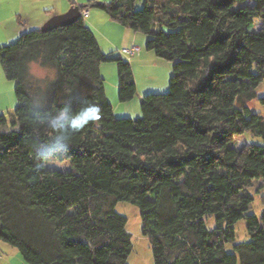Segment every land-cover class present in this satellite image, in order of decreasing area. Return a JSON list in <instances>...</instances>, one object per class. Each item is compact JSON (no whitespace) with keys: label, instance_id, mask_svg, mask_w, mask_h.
Listing matches in <instances>:
<instances>
[{"label":"trees","instance_id":"1","mask_svg":"<svg viewBox=\"0 0 264 264\" xmlns=\"http://www.w3.org/2000/svg\"><path fill=\"white\" fill-rule=\"evenodd\" d=\"M78 8L75 23L0 47L16 99L0 114V241L25 264H127L131 235L115 212L126 202L139 209L153 264H264V212L250 214L251 189L264 205V116L248 106L264 110V0ZM90 8L173 63L168 92L143 97L137 119L113 116L100 65H116L122 103L135 96L134 76L121 56L102 54L81 17ZM32 64L54 77L33 76ZM247 133L263 144L234 146ZM56 162L67 167L46 166ZM239 221L247 242L236 240Z\"/></svg>","mask_w":264,"mask_h":264},{"label":"rangeland","instance_id":"2","mask_svg":"<svg viewBox=\"0 0 264 264\" xmlns=\"http://www.w3.org/2000/svg\"><path fill=\"white\" fill-rule=\"evenodd\" d=\"M52 3L59 4V1L61 2H66L68 3V0H48ZM69 1H74L75 0H69ZM98 2H107L109 0H96ZM143 7L142 2L136 3V10H141ZM30 7H28L25 3H22L19 0H7L5 3L2 4L1 9H0V22L2 23V26L0 27V31L2 34H4L5 37H8L9 40H6V42H0V47L8 46L12 43H14L19 36H17L14 40L12 36H14V31L20 27V19H19V13L22 10H25V13H28ZM69 10V9H68ZM30 13V12H29ZM34 14V10L31 12ZM41 27V26H40ZM34 28V29H40ZM100 32L96 35H98V39L100 40V44L104 45L102 42V35L105 29L103 30L100 28ZM33 30V29H32ZM30 31V30H28ZM105 33V32H104ZM13 34V35H12ZM21 35V34H20ZM141 36L145 41L143 42L142 46L140 47V51L143 52L145 58L141 59L138 61L136 64H131V62H135L132 58L131 60L128 59L127 57H124L118 53L119 48H114L110 52V50H104L105 52H102L103 55L107 57H113V58H118L122 56L123 59L128 61L132 65L131 69L133 72L134 76V83L136 86V93L135 96L132 100L122 103L119 101V92H118V87L114 88L112 86L110 77L112 76L113 72V79L114 76H116L117 80V72H116V65L113 62H106L102 63L101 65L103 66L104 69H102L103 76L102 79L104 81V87L107 90V101L114 102L113 98L111 96H114L113 94V89L116 91V100L119 102L121 106H125V110L122 111L119 114V110L115 109L113 116L116 119H137L141 117V112H140V102L143 99V97L147 95H163L168 92L169 89V84H170V79L173 75V63L168 62L165 60H161L155 57L154 53L151 51H147L145 48V43H146V37L142 34H138ZM1 37V35H0ZM11 37V38H10ZM1 39V38H0ZM102 39V40H101ZM118 38L113 39V41L121 47L120 45H124L123 43H120ZM3 41V40H2ZM138 45V44H136ZM108 46V45H107ZM117 46V47H118ZM132 45H129L127 48H129ZM105 49V48H103ZM142 49V50H141ZM100 65V66H101ZM130 65V66H131ZM32 66H38L35 64H32L29 68L30 73L37 77V78H53L54 77V72L52 70H46V69H41L42 76H36L34 75V71L32 70ZM1 68V66H0ZM110 68L113 69V71H110ZM115 68V69H114ZM2 70V69H1ZM115 70V72H114ZM6 79V78H5ZM10 86L14 88V82L9 81ZM117 82V81H116ZM118 84V83H117ZM113 88V89H112ZM14 91V90H13ZM11 95V92H10ZM256 95L257 98L264 97V84H262L257 90H256ZM13 100L14 102L16 101L15 99V94L12 92ZM115 103V102H114ZM112 107V104H110ZM251 109H253L254 112L261 113L264 116V110L258 103L257 99L251 101L248 104ZM113 111V109H112ZM13 109L11 112H5V113H0L2 115H8L9 113H12ZM134 112V113H133ZM137 112V116H134ZM132 117V118H131ZM134 117V118H133ZM245 143L248 144H253V145H262L263 140L259 137H255L249 133L244 134L240 137H236L234 141V146L236 147H241ZM46 166L50 169H61V168H66V164H59V163H48ZM260 185V182H255L254 187H257ZM254 188L250 190V193L252 196H254V202L252 203V208L250 211V214L255 215L256 217H259L263 212H264V205L261 204L260 197L263 195L262 192L256 194L254 193ZM115 212L119 215H122L126 218L127 223L125 230L127 233L131 235V242H132V252L130 256L128 257L127 264H153L152 262V252H151V244L149 242V239L144 237L142 235V228H141V221H140V215H139V209L138 207L126 203V202H121L118 203ZM212 221H209L206 226L207 228L211 229L212 228ZM235 235H236V240L237 242H247L248 237L245 231V223L244 221H239L235 226ZM226 251L228 253L232 252L231 246L226 247ZM0 257L8 262V264H25L19 254V252L9 246L8 244H5L0 241ZM1 264V262H0Z\"/></svg>","mask_w":264,"mask_h":264},{"label":"crops","instance_id":"3","mask_svg":"<svg viewBox=\"0 0 264 264\" xmlns=\"http://www.w3.org/2000/svg\"><path fill=\"white\" fill-rule=\"evenodd\" d=\"M6 1L7 0H0V9L2 4L5 3ZM19 1L25 3L28 7H30L29 10L31 11H29L30 13L29 12L25 13V10L20 11L18 15L20 19V27L18 28V30L16 29V31H14V36H12L13 39L10 40H14L17 36H20V34H22L23 32H27L28 30L31 31L32 29L35 30L34 28H38L42 26L51 17L66 13L68 9H70L71 7H79L86 5L88 0H75V2L72 1V3L74 4H71L69 1L68 3L59 1V4L52 3L48 0H19ZM33 10H34V14L31 13ZM85 12H87V15L83 17L84 25L93 32L101 52H105L104 50H110L111 52L112 50H114V48H119L118 49V53H119L120 50L127 48L129 45H135L139 48V54L131 57L135 61V62H131V64H136L138 61L145 58L144 57L145 55L142 54L143 52L140 51V47L142 46L145 39L139 36L138 33H134L131 30L124 28L115 22H112L103 12L97 9L90 8ZM1 26L2 23L0 22V27ZM100 28H102L103 30L105 29L104 31L105 33L103 32V35L101 37L103 39L101 40L104 45L100 44L98 35H96L100 32L101 30ZM0 35H1L0 42H6V40H9V38L5 37L1 31H0ZM115 38H118L117 40H119L120 43H123L124 45H120L121 47L116 45V43L113 41V39ZM131 58L128 59L131 60ZM32 68H33L32 70L35 73L34 75L42 76L41 69L38 66L37 67L32 66ZM102 69L104 68L101 65L100 66L101 76H103ZM110 71H113V69L110 68ZM110 81L112 86H114V88L115 87L117 88V82H116L117 80H116V76H114L113 79V72H112V76L110 77ZM13 90L14 88L10 86L8 80L5 79L4 74L0 68V113L11 112L12 109L13 110L15 109L16 101L14 102L13 100V96H12V92H14ZM115 92L116 91L113 89L114 96H111V98H113L115 103L112 101L110 102V104H112L113 113L114 110L117 109L120 111L119 112L120 114L122 111L125 110V106H121L119 102L116 100ZM105 96L107 99L106 88H105ZM134 116H137V112ZM0 262L1 264H8V262L4 261L1 257H0Z\"/></svg>","mask_w":264,"mask_h":264},{"label":"water","instance_id":"4","mask_svg":"<svg viewBox=\"0 0 264 264\" xmlns=\"http://www.w3.org/2000/svg\"><path fill=\"white\" fill-rule=\"evenodd\" d=\"M80 18L78 7H71L66 13L56 15L48 19L41 27L40 31L49 32L58 28L69 26Z\"/></svg>","mask_w":264,"mask_h":264},{"label":"built area","instance_id":"5","mask_svg":"<svg viewBox=\"0 0 264 264\" xmlns=\"http://www.w3.org/2000/svg\"><path fill=\"white\" fill-rule=\"evenodd\" d=\"M86 15H87V12H83L81 14V17L83 18ZM120 54L124 57L131 58V57L139 54V48L135 45H132L129 48H124V49L120 50Z\"/></svg>","mask_w":264,"mask_h":264}]
</instances>
